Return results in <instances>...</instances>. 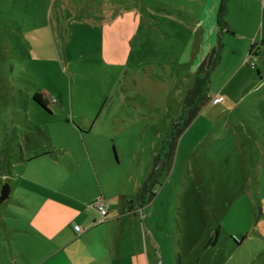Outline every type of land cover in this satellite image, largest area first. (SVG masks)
<instances>
[{
  "label": "rangeland",
  "instance_id": "1",
  "mask_svg": "<svg viewBox=\"0 0 264 264\" xmlns=\"http://www.w3.org/2000/svg\"><path fill=\"white\" fill-rule=\"evenodd\" d=\"M217 1L0 0V191L47 169L22 163L43 153L65 182L90 157L111 202L134 196L215 44ZM234 1L208 101L138 211L164 264H264V0Z\"/></svg>",
  "mask_w": 264,
  "mask_h": 264
},
{
  "label": "crops",
  "instance_id": "2",
  "mask_svg": "<svg viewBox=\"0 0 264 264\" xmlns=\"http://www.w3.org/2000/svg\"><path fill=\"white\" fill-rule=\"evenodd\" d=\"M235 4L226 0V17ZM211 28L216 33L215 16ZM42 154H29L22 163L45 161L48 168L29 173L25 182L30 184L13 187L10 183L8 200L0 203L7 218H12L3 225L10 233L0 241V264H164L163 254L144 234L141 215L137 217L143 208L133 204L131 210H122L118 202L122 195L111 202L90 157L89 168L72 169L71 180L65 182L60 156ZM98 199L108 202L105 218L94 205Z\"/></svg>",
  "mask_w": 264,
  "mask_h": 264
},
{
  "label": "trees",
  "instance_id": "3",
  "mask_svg": "<svg viewBox=\"0 0 264 264\" xmlns=\"http://www.w3.org/2000/svg\"><path fill=\"white\" fill-rule=\"evenodd\" d=\"M226 13V0H221L215 15V44L211 47L195 70L193 83L187 90L183 99L180 118L177 122L173 123L167 131L166 136L162 141L161 149L154 157L153 170L150 172L143 185L134 196L126 197L122 195L118 197V202L122 210H131L132 205L135 202L138 203L140 208H143L144 205L154 197L155 194L153 188L158 183L160 170L162 167L166 170L169 169L170 158L175 149L177 139L207 103L209 85L211 81L210 78L221 59L223 48L221 40L222 35L224 33L233 34L228 29ZM253 47L254 44L251 46V49H253ZM33 101L45 111L50 112V99L46 91L39 90L35 92L33 95ZM105 203L107 204L108 202ZM217 236L218 230H216L215 239H217ZM175 264H181L179 256L175 258Z\"/></svg>",
  "mask_w": 264,
  "mask_h": 264
},
{
  "label": "built area",
  "instance_id": "4",
  "mask_svg": "<svg viewBox=\"0 0 264 264\" xmlns=\"http://www.w3.org/2000/svg\"><path fill=\"white\" fill-rule=\"evenodd\" d=\"M223 99H224L223 96H217L211 100V103L216 105V104L221 103L223 101ZM94 205L102 217L107 216V206H106V203L104 201H102L101 199H98V201H96ZM74 230L79 231V227L74 226Z\"/></svg>",
  "mask_w": 264,
  "mask_h": 264
},
{
  "label": "water",
  "instance_id": "5",
  "mask_svg": "<svg viewBox=\"0 0 264 264\" xmlns=\"http://www.w3.org/2000/svg\"><path fill=\"white\" fill-rule=\"evenodd\" d=\"M9 189L10 187L7 183L2 187L0 191V203L4 202L8 198Z\"/></svg>",
  "mask_w": 264,
  "mask_h": 264
}]
</instances>
